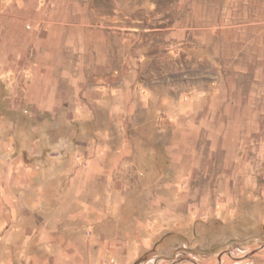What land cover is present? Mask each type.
Wrapping results in <instances>:
<instances>
[{
  "label": "rangeland",
  "instance_id": "obj_1",
  "mask_svg": "<svg viewBox=\"0 0 264 264\" xmlns=\"http://www.w3.org/2000/svg\"><path fill=\"white\" fill-rule=\"evenodd\" d=\"M36 1L31 15L58 22V92L11 98L67 104L53 124L32 101L9 108L0 87V137L29 148L37 130L75 129L88 90L93 119L76 130L111 132L113 149L120 123L127 153L105 186L75 187L33 224L58 250L29 243L15 263L264 264V0Z\"/></svg>",
  "mask_w": 264,
  "mask_h": 264
},
{
  "label": "crops",
  "instance_id": "obj_2",
  "mask_svg": "<svg viewBox=\"0 0 264 264\" xmlns=\"http://www.w3.org/2000/svg\"><path fill=\"white\" fill-rule=\"evenodd\" d=\"M41 9L36 0H5L0 3V87L4 92L2 98L7 99L9 108H19L32 101L41 112L49 113L50 121L56 124L59 107H65L66 100L54 96L49 101L26 99L17 102L11 98L12 92L17 89L42 91L48 88V83L51 89L58 92L59 36L54 27L58 22H43L30 13L40 12ZM63 73L66 75L65 69ZM27 75H30L29 78L23 79ZM82 87L83 84L79 88ZM89 94L90 91L82 90L81 97L75 99L72 105L74 116L67 117V120L75 127L73 130H37L29 148L16 144V140L25 138L23 134H1L0 264H17L11 252L24 251L29 243L38 249L58 250V240L52 237L53 231L33 224L53 204L66 200L67 196L80 195L81 190L77 193L75 187L83 188L96 181L105 186L108 177L114 174L109 172H120L127 153L122 145L120 123V146L113 149L107 145L111 132L94 129L82 134L76 130L85 118L92 122L91 107L96 99L86 97ZM198 103L195 102V113L202 108ZM196 115V122H208V116ZM183 117L186 119V116ZM215 118L211 116L210 122H214ZM14 142L16 146L12 148ZM27 220H31L32 225ZM49 259L50 264L58 262L57 255Z\"/></svg>",
  "mask_w": 264,
  "mask_h": 264
}]
</instances>
